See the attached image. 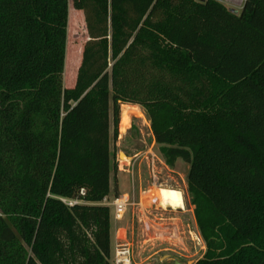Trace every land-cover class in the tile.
Here are the masks:
<instances>
[{
	"label": "trees",
	"instance_id": "1",
	"mask_svg": "<svg viewBox=\"0 0 264 264\" xmlns=\"http://www.w3.org/2000/svg\"><path fill=\"white\" fill-rule=\"evenodd\" d=\"M72 1L89 39L65 88L69 0H0V264H111L121 104L189 165L194 264H264V0Z\"/></svg>",
	"mask_w": 264,
	"mask_h": 264
},
{
	"label": "rangeland",
	"instance_id": "2",
	"mask_svg": "<svg viewBox=\"0 0 264 264\" xmlns=\"http://www.w3.org/2000/svg\"><path fill=\"white\" fill-rule=\"evenodd\" d=\"M220 2L229 8L226 3ZM88 39L84 13L74 8L73 1L69 0L67 48L63 74L65 88H71L75 84L83 47ZM112 118L111 110L110 147L114 160L117 162L118 171L115 177L114 173L112 175V192L108 199L125 192L133 193L131 175L124 169H127L126 164L133 156L139 155L134 169L136 180L134 188L136 200H141V204L130 206L122 220L117 221L111 216L110 263L114 264L116 246L120 243L128 244L131 248L132 264L196 262L204 255L206 245L196 223L194 205L191 203L187 189L189 165L182 159H179L173 168L167 165L160 146L152 134L150 121L141 106L121 104L119 134L116 140L113 138ZM153 159L159 183L156 187L150 188ZM161 187L180 190L184 196V206L177 207L165 203L161 207L159 200L154 199L152 191ZM116 225H118L116 231L119 233L115 241ZM121 228L122 230L119 231Z\"/></svg>",
	"mask_w": 264,
	"mask_h": 264
},
{
	"label": "built area",
	"instance_id": "3",
	"mask_svg": "<svg viewBox=\"0 0 264 264\" xmlns=\"http://www.w3.org/2000/svg\"><path fill=\"white\" fill-rule=\"evenodd\" d=\"M226 3L229 8L236 10L237 8H242L245 0H220ZM155 156V155H154ZM139 155L133 156L131 161L127 162V169L126 170L131 175L132 180V186H133V193H124L117 195L113 197L112 199H108V197L104 198L103 204L107 205L111 210V216L119 221L122 220L124 215L126 214L128 208L130 206H133L135 204H141V200H136V192L134 185L136 184L135 180V165L137 161L139 160ZM155 160H152V184L150 187H156L158 185V178L155 174ZM123 169V168H121ZM141 188V187H140ZM142 191V189H141ZM140 191V194L142 195ZM69 205H74L77 201H67L65 200ZM114 264H132L131 260V248L128 246V244H118L116 246V252H115V259Z\"/></svg>",
	"mask_w": 264,
	"mask_h": 264
},
{
	"label": "bare ground",
	"instance_id": "4",
	"mask_svg": "<svg viewBox=\"0 0 264 264\" xmlns=\"http://www.w3.org/2000/svg\"><path fill=\"white\" fill-rule=\"evenodd\" d=\"M153 197L155 200L158 199L161 205L168 203L169 205H175L177 207L184 206V196L182 192L177 189H169L165 187L155 188L153 190Z\"/></svg>",
	"mask_w": 264,
	"mask_h": 264
},
{
	"label": "crops",
	"instance_id": "5",
	"mask_svg": "<svg viewBox=\"0 0 264 264\" xmlns=\"http://www.w3.org/2000/svg\"><path fill=\"white\" fill-rule=\"evenodd\" d=\"M231 8V7H230ZM240 8H237L236 10L238 11ZM128 173V172H127ZM133 187V186H132ZM151 188V187H150ZM149 191V190H148ZM153 191V190H152ZM112 192V191H111ZM126 193V192H125ZM122 194H124V193H122ZM117 227H118V225H116V227H115V231H114V239H115V241L117 240V236H118V233L119 232H117L116 231V229H117ZM122 230V228L119 230V231H121ZM111 237H112V234H111Z\"/></svg>",
	"mask_w": 264,
	"mask_h": 264
},
{
	"label": "water",
	"instance_id": "6",
	"mask_svg": "<svg viewBox=\"0 0 264 264\" xmlns=\"http://www.w3.org/2000/svg\"><path fill=\"white\" fill-rule=\"evenodd\" d=\"M235 11H237V10H235ZM123 154V153H122ZM121 154V155H122ZM195 263V262H194ZM193 262H188V263H182V262H179V261H176V263L175 264H194Z\"/></svg>",
	"mask_w": 264,
	"mask_h": 264
},
{
	"label": "flooded vegetation",
	"instance_id": "7",
	"mask_svg": "<svg viewBox=\"0 0 264 264\" xmlns=\"http://www.w3.org/2000/svg\"><path fill=\"white\" fill-rule=\"evenodd\" d=\"M161 205V204H160ZM163 205H161V207H162Z\"/></svg>",
	"mask_w": 264,
	"mask_h": 264
}]
</instances>
